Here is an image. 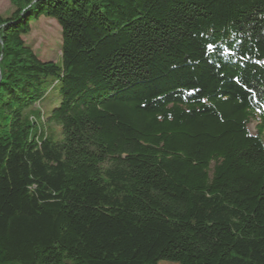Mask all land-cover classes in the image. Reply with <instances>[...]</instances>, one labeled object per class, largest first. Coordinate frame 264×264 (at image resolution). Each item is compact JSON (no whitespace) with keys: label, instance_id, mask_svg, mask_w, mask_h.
<instances>
[{"label":"trees","instance_id":"1","mask_svg":"<svg viewBox=\"0 0 264 264\" xmlns=\"http://www.w3.org/2000/svg\"><path fill=\"white\" fill-rule=\"evenodd\" d=\"M9 1L0 264H264V0Z\"/></svg>","mask_w":264,"mask_h":264},{"label":"rangeland","instance_id":"2","mask_svg":"<svg viewBox=\"0 0 264 264\" xmlns=\"http://www.w3.org/2000/svg\"><path fill=\"white\" fill-rule=\"evenodd\" d=\"M9 0H0V14L7 15L11 11ZM24 41L29 44L41 60L59 59L60 28L53 20L40 17L32 24L31 32L23 36ZM58 103V95L55 89H51L40 104L44 111L50 110ZM54 128V127H53ZM60 129H58L59 131ZM158 264H176L168 261H160Z\"/></svg>","mask_w":264,"mask_h":264}]
</instances>
